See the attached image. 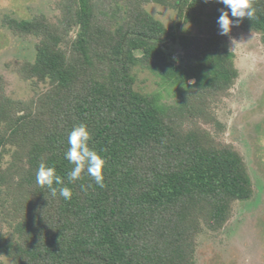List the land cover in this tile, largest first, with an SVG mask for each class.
Instances as JSON below:
<instances>
[{
  "label": "trees",
  "instance_id": "trees-1",
  "mask_svg": "<svg viewBox=\"0 0 264 264\" xmlns=\"http://www.w3.org/2000/svg\"><path fill=\"white\" fill-rule=\"evenodd\" d=\"M149 4L174 10L177 23L166 26ZM252 4L255 15L231 32L261 34L264 44V0ZM56 7L55 21L4 22L37 42L33 61L18 67L35 94L17 100L0 89V264H196L202 237L221 231L235 204L255 194L244 157L205 127L240 76L231 32L220 35L217 24L225 6L58 0ZM138 71L159 78L174 99L138 89ZM81 123L106 161L103 187L86 172L67 180L68 135ZM41 162L55 167L70 200L37 184Z\"/></svg>",
  "mask_w": 264,
  "mask_h": 264
},
{
  "label": "rangeland",
  "instance_id": "rangeland-1",
  "mask_svg": "<svg viewBox=\"0 0 264 264\" xmlns=\"http://www.w3.org/2000/svg\"><path fill=\"white\" fill-rule=\"evenodd\" d=\"M57 1L0 0V89L12 99L29 100L35 94L31 81L21 76L18 67L33 61L37 40L16 36L5 26V19L44 15L55 21L60 15ZM147 9L168 27L178 21L170 8L149 4ZM183 29L197 33L191 24H183ZM230 45L240 76L230 94L215 103V122L205 127L244 157L255 194L250 201L235 204L232 218L221 231L202 237L196 264H264V44L261 34L233 29ZM171 51L179 59L181 48L173 45ZM138 78V89L163 92L167 100L174 99L159 78L142 71ZM3 262L12 264L7 259Z\"/></svg>",
  "mask_w": 264,
  "mask_h": 264
},
{
  "label": "clouds",
  "instance_id": "clouds-1",
  "mask_svg": "<svg viewBox=\"0 0 264 264\" xmlns=\"http://www.w3.org/2000/svg\"><path fill=\"white\" fill-rule=\"evenodd\" d=\"M205 2H216L223 4L225 8L220 9V15L217 20L220 35H228L234 24L239 19L247 17L251 19L255 15V8L252 0H205ZM228 9V10H225ZM230 10V11H229ZM237 18V19H231ZM90 132L86 124L74 126L68 135L69 148L65 152V158L73 165L67 173V180L75 182L81 180L82 173H87L95 181V184L104 186V167L105 159L93 148L89 146ZM36 182L42 187H47L52 197L59 194L65 200H70L73 196L72 190L64 186V180L56 174L55 167L47 166L41 162L36 171ZM56 185V186H54ZM58 186V187H57Z\"/></svg>",
  "mask_w": 264,
  "mask_h": 264
}]
</instances>
